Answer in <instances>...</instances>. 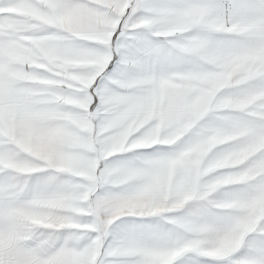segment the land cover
<instances>
[{
	"label": "snow or ice",
	"instance_id": "6c2138e0",
	"mask_svg": "<svg viewBox=\"0 0 264 264\" xmlns=\"http://www.w3.org/2000/svg\"><path fill=\"white\" fill-rule=\"evenodd\" d=\"M0 264H264V0H0Z\"/></svg>",
	"mask_w": 264,
	"mask_h": 264
}]
</instances>
